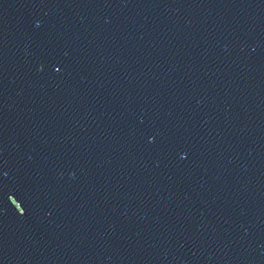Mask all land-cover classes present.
<instances>
[{
    "label": "water",
    "instance_id": "water-1",
    "mask_svg": "<svg viewBox=\"0 0 264 264\" xmlns=\"http://www.w3.org/2000/svg\"><path fill=\"white\" fill-rule=\"evenodd\" d=\"M0 264H264V0H0Z\"/></svg>",
    "mask_w": 264,
    "mask_h": 264
}]
</instances>
